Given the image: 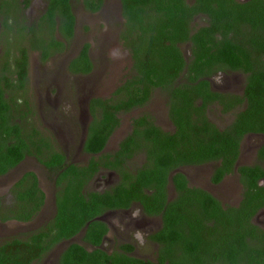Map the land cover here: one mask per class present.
<instances>
[{
  "label": "trees",
  "instance_id": "obj_1",
  "mask_svg": "<svg viewBox=\"0 0 264 264\" xmlns=\"http://www.w3.org/2000/svg\"><path fill=\"white\" fill-rule=\"evenodd\" d=\"M63 2L62 8L58 9H64L62 13H66L69 10L68 0ZM122 2L124 15L128 17L124 43L132 54L133 72L139 76L133 77L134 80L128 86L119 90L121 96L115 103L110 105L109 101H96L101 117L95 118L96 123L88 135L85 149L94 155L101 153L119 124L117 114L140 106L157 88L172 95L170 119L176 127V133L163 132L152 125L148 117L135 121V136H130L120 145L118 156L122 155L123 158L115 162H111L109 156L98 158L100 161L107 158L102 166L121 172L124 183L113 192L84 194L83 185L92 173H87L86 168H76L67 187L56 195L55 222L48 223L45 230H40V233L30 238L5 241L0 245V264H33L59 241L81 232L88 223L90 226L85 239L98 246L106 229L95 219L104 212L128 207L135 200L148 204L151 210L162 211L167 200L164 190L167 179H162L163 187L157 190L155 197L147 196L142 190L144 187L154 188L153 183L166 176L163 172L179 165L201 164L217 159H222L225 168L232 170L231 159L237 155L239 140L250 132L264 133V70L254 72L250 50V44L258 38L255 46L259 52L264 51V47H258L260 41L264 40V32L254 33L251 28L264 25V1L240 4L234 0H197L192 7L185 0ZM52 7L56 8L57 5ZM196 11L206 12L211 23L209 27L191 34L190 26ZM154 12L158 13V18L154 17ZM67 17L71 16L67 14ZM72 27L71 19L70 33ZM184 43L192 44L193 59L190 63L186 62L181 50ZM84 59L83 72H89L91 64L86 54ZM23 65H17L18 71L5 65L3 75L8 74L1 78L5 87L0 85V177L17 167L27 155L33 154L23 128L15 120L19 115L15 108L13 113L10 106L13 98L10 80L18 72L21 79H25ZM223 67L254 75L246 89L248 109L236 114L234 122L226 130L220 131L206 118V105L196 104L195 100L201 94L195 82L200 75L213 73ZM186 71L190 85L175 87L174 82ZM7 93L9 99H5ZM229 111L228 108L224 110L225 113ZM133 145L144 148L149 161L144 169L140 168L136 175L129 176L123 164L127 162L124 157L131 156ZM37 154L40 162L59 177L58 185L61 178L73 168L68 167L59 176V170L64 166L62 155L55 152L53 161L48 162L41 157L43 154L40 150ZM93 159L90 169L95 173L101 163ZM240 171L243 174L246 172L244 175L248 176L249 187L253 190L239 208L225 210L212 196L202 193H193L197 195L195 197L191 195L190 199L195 200L193 202H203L197 208L182 207L175 211L170 209L171 204L166 205L163 211L166 214L165 230L156 236L162 245L160 264L166 261L169 264H264V230L251 223L253 216L264 208V191L256 183L264 174L263 171L260 174L256 168H241ZM31 176L27 174L18 184L31 187L21 190L17 208L4 209L0 202L2 223L10 220L25 222L40 209V203L31 208L27 200L39 199L35 197L38 182ZM201 195L203 198L200 199ZM182 200L190 201L186 196ZM202 217H206L208 223H203ZM181 223L182 226H190L187 235L175 228ZM178 250L182 253L179 254ZM60 259L61 264H147L125 256H117L113 260L100 250L90 253L77 244L71 245Z\"/></svg>",
  "mask_w": 264,
  "mask_h": 264
},
{
  "label": "flooded vegetation",
  "instance_id": "obj_2",
  "mask_svg": "<svg viewBox=\"0 0 264 264\" xmlns=\"http://www.w3.org/2000/svg\"><path fill=\"white\" fill-rule=\"evenodd\" d=\"M88 1L68 0L69 10L62 13L64 9L58 8H62L63 0H0V64H3L4 68L7 65L8 68H15L17 71L19 70L17 65L25 64L23 65L26 70L25 79H21L18 72V74H13V78L10 80L12 83L11 96H13L10 106L13 113H15V108L19 115V118H15L18 125L23 130L26 127L24 130L25 139L33 152L32 155H27L17 167L0 177V202L4 209L17 208L20 202L18 200L19 193L21 190L25 191L28 189L27 187H31L29 185L18 186V184L27 174H32V179L35 178L38 182V193L35 197L39 199L28 198L27 200L30 201L31 208L34 204H41L40 209L25 222L10 220L2 223L0 221L3 227L7 224L24 226V229L20 230L22 232L18 231V234H14L7 240L30 238L32 235L40 233V230H45L48 223L55 222L56 195L67 187L76 168H86L87 173H92L91 178L83 185L82 192L84 194L113 192L124 183L125 180L121 172L102 166L107 158H104V161H100L98 158L109 156L111 162H115L119 158L122 159V155L118 156L120 145L130 136H135V121L148 117L149 122L163 132L176 133V127L170 119L173 105L172 95L162 88H157L140 106L117 114L119 124L114 128L101 153L94 155L86 151L88 135L96 123L95 118L101 117L96 101H109L110 105L115 103L121 96L119 90L128 86L131 80H134L133 77L139 76L133 72L132 54L124 43L123 36L126 33L128 17L124 15L122 0ZM185 1L192 7L196 5L197 0ZM234 1L240 4H250L255 0ZM53 5H57V7H52ZM195 13L190 26L191 34L209 27L211 23L206 12L196 11ZM67 14L71 17H67ZM154 17L158 18L157 12H154ZM71 19L73 20L72 33L69 31ZM199 20L202 23L194 29ZM104 24L109 25L110 31ZM251 28L254 33L264 32V25L251 26ZM80 29L84 32L88 31V36L82 35L81 38ZM90 38L94 40V43L90 41ZM257 40L258 38H255L254 42L250 44V50L255 66L254 72L258 73V71L264 70L262 67L264 51L257 50L258 48L255 46ZM77 44L78 49L76 48ZM258 47H264V40L260 41ZM114 48L118 53L124 51L131 57V66L127 69L126 76L122 79V74L120 75L122 81L118 79L119 73H114L116 65L122 60L120 55H118L119 58H112L111 52ZM191 48V43H184L181 46L187 63L193 59ZM84 54L91 64L89 72H83L85 70V66H83ZM101 54L106 57L107 62L114 64L107 63L110 65L109 69L107 70L108 66L106 65L105 70L99 73L96 80L97 63L93 57ZM101 62L102 60H100ZM216 70L197 78L195 85L201 95L195 102L198 106L205 104L206 118L217 129L224 131L234 122L236 114L248 109L249 97L246 96V89L254 74L227 67ZM3 74H0V85L3 84L2 86L5 87V82L1 78L6 74ZM30 79L33 82L31 87ZM189 79L186 71L178 77L174 85L175 87L181 85L184 88L185 85H190ZM98 83L101 87L111 86L109 97L103 98L98 95ZM116 83L118 86L113 88L112 85ZM34 91L37 97L34 96ZM156 93H160L165 98L163 106L170 122V124L169 122L164 123L163 127L159 121L156 122L153 113H142L135 116V113L148 107L154 108ZM31 96L36 100L30 101L29 97ZM9 98L10 95L5 94V99ZM15 101H17L16 105ZM226 108L230 111L225 113ZM35 111L38 112L36 116L39 117L38 121L41 127L39 129L27 126L28 118H31ZM212 112H218L217 120L212 118ZM124 117H126L125 121ZM168 124L173 128L172 132L165 128ZM133 146L131 156L124 157L127 162L123 164V169L129 176L136 175L137 170L145 167L149 161L144 148H140L139 145ZM39 150L43 154L41 157L48 162L53 161L55 152L62 155L64 166L62 165L63 168L59 170V176L68 167H73L66 176L61 178L60 185L57 184L59 177L52 174L50 168L40 162L37 154ZM93 158L101 163L97 170L94 167L95 173L90 169ZM231 161H233L232 170L225 168L222 159H217L201 164L179 165L163 172L166 176L155 181L154 188L144 187L142 190L147 196L155 197L157 190L163 187L162 179H167L164 186L167 200L162 211L151 210L149 205L141 200L131 202L128 207L107 210L100 216L103 217L102 221L97 220L100 217L95 219L106 229L101 244L95 246L85 239L90 226L88 223L81 232L70 239L59 241L41 260L33 264L41 263L55 249H59V251L55 256V261L51 264H61L62 254L73 244L83 247L90 253L100 250L113 260L117 256H125L147 264H160L162 245L158 241L159 237L156 236L165 230L166 214L163 211L166 205L171 204L170 209L175 211L182 207L197 208L198 205L202 206L203 202L199 204L198 201L193 202L195 200L190 198L191 195L197 196L193 193H202L212 196L225 210L239 208L247 199L249 192L253 190L249 187L248 176L244 175L246 172L243 174L240 169L256 168L260 174H264V133L245 134L239 140L237 155H234ZM261 171L263 172L261 173ZM256 183L264 191L263 175L256 180ZM184 196L190 201H183ZM202 222L208 223V219L202 217ZM251 223L264 230V208L253 216ZM33 226L39 227L32 229ZM175 228L183 231L186 235L191 230L188 224L182 226V223ZM147 247H151V249H147ZM178 252L182 253L179 250ZM163 264H169V262L166 261Z\"/></svg>",
  "mask_w": 264,
  "mask_h": 264
},
{
  "label": "rangeland",
  "instance_id": "obj_3",
  "mask_svg": "<svg viewBox=\"0 0 264 264\" xmlns=\"http://www.w3.org/2000/svg\"><path fill=\"white\" fill-rule=\"evenodd\" d=\"M202 23L201 20L197 21V24L194 26V29H196L198 27V25H200ZM104 26L107 27L108 31H110V28H109V25L108 24H104ZM88 32V31H87ZM86 31H82L81 29L79 30V34H81V38H82V35L83 36H88V33ZM16 41L18 40L17 38L15 39ZM82 40V39H81ZM90 41L92 43H94V40L92 38H90ZM76 48L78 49L79 46L78 44L76 45ZM114 49H112V52H113ZM112 52H111V56H112ZM123 52V53H122ZM120 53H118V55H120L122 57V60L116 65V69L114 70V73H119V81H122L123 77L126 76L127 74V69L130 68L131 66V57L130 55L127 53V52H124L122 51ZM94 60L96 61L97 63V69H96V74H95V78L97 80L98 76H99V73L103 70H105L106 68V65L107 63H109V61L107 62L106 60V57L104 55H99V56H96V57H93ZM113 58V56H112ZM100 60H102V62L100 63ZM114 61V59H113ZM110 65H113L112 62L109 63ZM107 65L108 68L107 70L109 69L110 65ZM3 69H4V65L3 64H0V74H3ZM119 70V71H117ZM8 74V73H6ZM122 74V79L120 78ZM108 78L110 79V77L108 76ZM31 83H30V87L33 85V82L32 80L30 79ZM29 84V82H28ZM98 86V95L103 97V98H106V97H109L111 95L110 93V88L111 86L109 85H106V86H100L99 83L97 84ZM118 86V83L112 85L113 88L117 87ZM29 87V88H30ZM33 88V87H32ZM31 88V89H32ZM106 88V90H105ZM34 96L37 97L35 91L33 92ZM30 101H35L36 98H33V96L29 97ZM165 101V98L160 94V93H156V96L154 98V102L156 103V105H154V108L153 109H150V107H148L147 109L145 110H142L138 113H135V116H138V115H141L142 113H153L154 114V117L156 119V122L159 121V123H161V126L163 127L164 126V123L166 122H169V119L167 118V113L164 109V106H163V102ZM23 110V109H22ZM38 114L37 111H35V114H33V116L31 118H28V124L27 126L30 128V126H34V127H37L38 129L41 128L40 127V123L38 121V116H36ZM212 118L214 120H217V118H219V114L218 112H212ZM126 120V117H124V121ZM158 123V124H159ZM170 124V122H169ZM167 125L165 128L168 130V131H171L173 130V128L170 126V125ZM124 125V124H123ZM26 126V125H25ZM26 129V127L24 128V130ZM39 226L35 227L33 226L32 229H37ZM21 229H24V226L21 227V225H18V224H7L5 225V227H3V225L0 224V244L1 243H4L5 241H7V239L9 238H12L14 234H18ZM14 231H17V232H14ZM22 232V231H20ZM20 238V236H19ZM109 247V246H107ZM147 249H151V247H147ZM59 249H55L50 256L46 257L43 261H41V263L39 264H51L52 262L55 261V256L56 254L58 253ZM49 258V259H48ZM47 261H49V263H47Z\"/></svg>",
  "mask_w": 264,
  "mask_h": 264
},
{
  "label": "clouds",
  "instance_id": "obj_4",
  "mask_svg": "<svg viewBox=\"0 0 264 264\" xmlns=\"http://www.w3.org/2000/svg\"><path fill=\"white\" fill-rule=\"evenodd\" d=\"M112 56H113L114 58H119L117 50H113V52H112Z\"/></svg>",
  "mask_w": 264,
  "mask_h": 264
},
{
  "label": "water",
  "instance_id": "obj_5",
  "mask_svg": "<svg viewBox=\"0 0 264 264\" xmlns=\"http://www.w3.org/2000/svg\"><path fill=\"white\" fill-rule=\"evenodd\" d=\"M103 217L98 218L97 220L102 221Z\"/></svg>",
  "mask_w": 264,
  "mask_h": 264
}]
</instances>
